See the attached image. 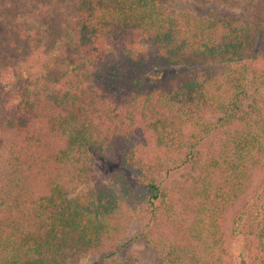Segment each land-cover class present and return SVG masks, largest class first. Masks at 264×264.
I'll use <instances>...</instances> for the list:
<instances>
[{
  "label": "trees",
  "instance_id": "obj_1",
  "mask_svg": "<svg viewBox=\"0 0 264 264\" xmlns=\"http://www.w3.org/2000/svg\"><path fill=\"white\" fill-rule=\"evenodd\" d=\"M68 2L45 95L14 90L0 63V264H67L117 244L123 203L91 180L98 157L129 169L141 208L165 215L164 264H264V55L254 52L264 20L250 13L264 0L212 16L159 0ZM51 4L0 0L2 59L42 54ZM152 59L185 72L147 89L137 75ZM82 68L104 81H81ZM186 167L197 170L190 186L166 189Z\"/></svg>",
  "mask_w": 264,
  "mask_h": 264
},
{
  "label": "rangeland",
  "instance_id": "obj_2",
  "mask_svg": "<svg viewBox=\"0 0 264 264\" xmlns=\"http://www.w3.org/2000/svg\"><path fill=\"white\" fill-rule=\"evenodd\" d=\"M159 2L169 11H185L195 16H212L217 13L240 14L244 12L245 6L251 4V0H239L238 3L233 4L208 0H159ZM69 5L68 0H52L47 16L40 23L44 29L48 30L46 32L48 34L47 43L42 49V54L28 57L20 63L16 62V55L12 56L13 62L5 61L0 57V63L11 67L14 75L12 79L14 90L30 88L35 93L45 95L50 87L58 82V73L55 67L64 52L60 22ZM255 11L250 13L256 14L264 20V8L257 6ZM254 52L264 55V25L258 28ZM15 65L17 68H14ZM184 72L182 67L164 65L160 60L152 59L145 64V71L139 73L137 77L146 81L147 89H149L166 78H177ZM79 78L85 83L104 81V77H99L96 72L85 68L80 70ZM215 142L216 139L211 137L201 145L199 152L202 160L208 156V152L215 146ZM89 171L93 182L98 181L109 186L122 201L125 213L123 234L116 245L108 248L110 250H87L67 264H164L157 248L160 249L161 243L164 245L166 235L170 233L164 226L165 215L158 214L154 220L152 214L145 210L146 208H141L139 188L135 184L131 171L99 157L89 165ZM196 175L197 170L191 167L175 170L167 178L164 187L174 192H180V188L190 186ZM258 178L259 175L253 181L254 185ZM86 188L81 185L79 190ZM176 195L178 196V193ZM229 231L230 224L228 223L225 232L227 236Z\"/></svg>",
  "mask_w": 264,
  "mask_h": 264
}]
</instances>
